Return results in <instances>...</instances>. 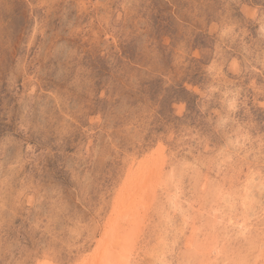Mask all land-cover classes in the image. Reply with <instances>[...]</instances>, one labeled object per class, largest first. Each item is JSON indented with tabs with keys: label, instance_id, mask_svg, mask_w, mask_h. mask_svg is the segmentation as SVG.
<instances>
[{
	"label": "rangeland",
	"instance_id": "1",
	"mask_svg": "<svg viewBox=\"0 0 264 264\" xmlns=\"http://www.w3.org/2000/svg\"><path fill=\"white\" fill-rule=\"evenodd\" d=\"M154 160L101 259L264 264V0H0V264H90Z\"/></svg>",
	"mask_w": 264,
	"mask_h": 264
},
{
	"label": "bare ground",
	"instance_id": "2",
	"mask_svg": "<svg viewBox=\"0 0 264 264\" xmlns=\"http://www.w3.org/2000/svg\"><path fill=\"white\" fill-rule=\"evenodd\" d=\"M152 163H153L152 166H150L148 169L145 168L144 171L141 172V174L139 176L137 175L138 177H137V180L135 181L136 183L133 186V188L130 189V191H131L130 193H128L129 190H127V189L126 190L125 189L120 190L122 192L120 193V196L117 199V203H115L116 205H114L115 206V208H114L115 211H114V215H113L114 217L112 216L113 219L110 220L108 225H105V226H108V228L107 227H106L107 229L105 228L106 230L104 231L103 236H102L101 240H99V243L97 245V247H98L97 253L93 256V258H91L90 264H108L109 263V262L106 263L107 261L105 262V259H101L100 255H99V251L102 252L107 246L110 247V244L115 240L114 235L117 233V228L122 225V222L116 221L117 218L119 219V221L123 220L125 217L128 216V214L129 215L131 214L130 209H133V208L138 209V206L141 204H142V206H144V209L147 208L148 204L146 205V203H144V202L148 201V198H149V190H147L149 185L146 186V183H147V181H149V182H151V180L153 181V178L155 177V175L161 172V170L159 169V166H158V162L156 160H154V161H152ZM146 165H149V163ZM139 214H140V212H139ZM120 218H121V220H120ZM126 222H128V221H126ZM134 227H135V225H134ZM115 237H116V235H115ZM127 242L128 241H126V240H120L121 247L119 249L120 251H118V253H119L118 256L120 258L119 261L122 262V264L127 263V260H128L127 255L129 252H131L130 251L131 248H128L130 246V244H128ZM113 243H115V242H113ZM112 247H114V246H112ZM112 247H110V249Z\"/></svg>",
	"mask_w": 264,
	"mask_h": 264
},
{
	"label": "clouds",
	"instance_id": "3",
	"mask_svg": "<svg viewBox=\"0 0 264 264\" xmlns=\"http://www.w3.org/2000/svg\"><path fill=\"white\" fill-rule=\"evenodd\" d=\"M158 264H163V261L161 260V261H158Z\"/></svg>",
	"mask_w": 264,
	"mask_h": 264
}]
</instances>
